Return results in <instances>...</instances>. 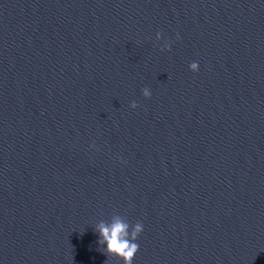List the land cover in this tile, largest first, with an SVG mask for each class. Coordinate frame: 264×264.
Masks as SVG:
<instances>
[{"label":"water","instance_id":"1","mask_svg":"<svg viewBox=\"0 0 264 264\" xmlns=\"http://www.w3.org/2000/svg\"><path fill=\"white\" fill-rule=\"evenodd\" d=\"M114 214L132 264H264V0H0V264H124Z\"/></svg>","mask_w":264,"mask_h":264},{"label":"clouds","instance_id":"2","mask_svg":"<svg viewBox=\"0 0 264 264\" xmlns=\"http://www.w3.org/2000/svg\"><path fill=\"white\" fill-rule=\"evenodd\" d=\"M157 40L162 39V33L157 32ZM179 39V33H177ZM163 48L171 50V42L162 45ZM192 71L199 70V62L193 61L189 65ZM145 97H150L152 92L150 88L145 87L142 90ZM131 106L136 108L137 102L132 101ZM95 147V145H92ZM95 231L98 233V243L107 253L121 257L124 264H132L133 258L139 250L137 239L144 229L143 222L131 224L125 217L120 214H114L110 219H100L94 225ZM106 245V247H104Z\"/></svg>","mask_w":264,"mask_h":264}]
</instances>
